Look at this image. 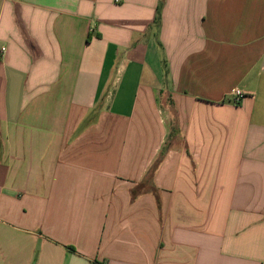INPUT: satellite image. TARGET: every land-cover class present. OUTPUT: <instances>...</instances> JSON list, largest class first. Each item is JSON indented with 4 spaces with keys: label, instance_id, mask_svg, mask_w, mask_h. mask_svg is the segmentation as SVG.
<instances>
[{
    "label": "crops",
    "instance_id": "1",
    "mask_svg": "<svg viewBox=\"0 0 264 264\" xmlns=\"http://www.w3.org/2000/svg\"><path fill=\"white\" fill-rule=\"evenodd\" d=\"M0 264H264V0H0Z\"/></svg>",
    "mask_w": 264,
    "mask_h": 264
},
{
    "label": "trees",
    "instance_id": "2",
    "mask_svg": "<svg viewBox=\"0 0 264 264\" xmlns=\"http://www.w3.org/2000/svg\"><path fill=\"white\" fill-rule=\"evenodd\" d=\"M160 15H161V12L159 11V19H160ZM157 164H154L153 167L151 168V171L149 173V175L147 176L145 182L141 183L140 185H138L135 189H134V192L133 194L134 195H137V194H141L143 192H148V191H155V186H154V182H153V174H154V171L157 167Z\"/></svg>",
    "mask_w": 264,
    "mask_h": 264
},
{
    "label": "built area",
    "instance_id": "3",
    "mask_svg": "<svg viewBox=\"0 0 264 264\" xmlns=\"http://www.w3.org/2000/svg\"><path fill=\"white\" fill-rule=\"evenodd\" d=\"M232 102L234 104H239L243 98H245L246 93L241 88H236L232 93Z\"/></svg>",
    "mask_w": 264,
    "mask_h": 264
}]
</instances>
